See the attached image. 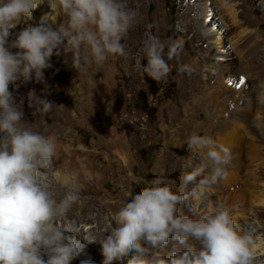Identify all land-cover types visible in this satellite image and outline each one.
Masks as SVG:
<instances>
[{"label":"clouds","instance_id":"1","mask_svg":"<svg viewBox=\"0 0 264 264\" xmlns=\"http://www.w3.org/2000/svg\"><path fill=\"white\" fill-rule=\"evenodd\" d=\"M43 2L0 0V264H71L83 248L76 235L58 223L80 201L79 189L66 178L63 196L53 192L49 175H55V144L26 125L22 104L9 85L18 87V81L27 83L33 76L44 82L43 70L61 50L72 53V66L79 73L93 62L102 65L110 56L127 59L129 52L121 41L139 18L138 10L125 0H48L52 10L67 16V23L53 28L45 15L40 24L23 28L9 43L11 30L31 19ZM182 50V41L162 42L149 35L143 71L156 81L165 80L171 72L168 61ZM179 71L192 75L196 69L184 64ZM33 105V115L56 107L38 97L29 104ZM187 144L192 152L207 149L206 161L182 174L179 191H173L175 181L156 179L135 195L129 193L130 202L116 214L117 226L99 241L88 240L101 245L102 264H254V230H243L227 206L217 204L196 218L182 214V205L189 206L191 198H202L228 178L233 159L228 146L207 135L193 133ZM189 184L194 187L186 191ZM170 239L177 247L165 256L161 250Z\"/></svg>","mask_w":264,"mask_h":264},{"label":"rangeland","instance_id":"2","mask_svg":"<svg viewBox=\"0 0 264 264\" xmlns=\"http://www.w3.org/2000/svg\"><path fill=\"white\" fill-rule=\"evenodd\" d=\"M125 2L129 8L138 10L139 18L138 23L121 41L129 52L128 58L124 59L121 65H114L110 56L102 65L98 66L93 62L86 72L79 73L72 66V53H64L61 50L59 56L53 55L50 58L51 67L43 71L45 81H49L51 86H59L64 106L74 119V146L82 145L95 150L93 161L98 166L101 161H105L107 167L104 171L110 167L106 160L109 157L108 148L114 144L120 132L137 134L143 138V141L137 144L132 159L128 161L132 176L127 184L121 182L115 170L110 172L103 186L104 191L112 192L115 196L123 193L126 201L129 199L130 202L129 193L135 195L156 179L175 181L173 189L177 191L182 174L190 173L195 166L206 161V152L200 156L198 152L189 150L188 138L196 133L210 136L216 141L223 139L217 131L223 119L225 101H231L237 94L235 91L227 92L225 86H231L232 89L249 86L255 97H262L264 82L253 79L256 77V71L242 74L236 73V70L233 75L226 74L228 80L231 78L229 85L220 84L218 79L213 83L204 81L211 75L207 71L208 66L215 62L211 52L215 50L216 36L210 34L203 42L192 39L190 23L201 21V11L204 8L202 3L192 8L185 0ZM236 3L235 23L230 20L224 8L218 7L214 10L217 14L216 23L210 25L221 30L223 45L234 66L238 65L240 58L247 56L248 49L257 39L264 41V0H248L246 6L245 0H237ZM47 5L46 11L50 14L51 7ZM61 14L62 19L58 21V26L67 23V16L62 12ZM28 25L35 26L32 18L17 24L15 36ZM196 29L199 30L200 27L197 26ZM139 30L144 34L145 40L149 35H153L162 42L182 41L183 50L179 56L168 61L171 72L165 80L156 81L143 71V66L147 64V53L138 41L136 34ZM81 51L83 53L85 50L82 48ZM167 52L166 46L165 58ZM205 56L209 59L203 62ZM184 64L192 65L196 71L192 75L179 71L180 66ZM223 64L224 66L218 68L221 71H229L226 63ZM114 72L117 77L120 75L121 79H118L117 86H108V78ZM252 74L254 76L250 79ZM241 77L244 85L240 82ZM254 111L259 120L264 121L260 108L254 105ZM241 155L242 163L249 164L244 151ZM235 160L233 157L232 162ZM165 164L173 166L174 173L165 177L157 175L162 170L159 166ZM52 179L53 177L49 178ZM219 183L222 186V182ZM189 185L194 187L193 184ZM119 199L110 198L111 201ZM262 239L264 240V237ZM161 251L163 255H168L165 247ZM86 254L87 251L82 255ZM259 254V251L255 252V256ZM77 257L82 264H97L89 260V255L83 260L80 255ZM255 263L264 264V255L255 257Z\"/></svg>","mask_w":264,"mask_h":264},{"label":"bare ground","instance_id":"3","mask_svg":"<svg viewBox=\"0 0 264 264\" xmlns=\"http://www.w3.org/2000/svg\"><path fill=\"white\" fill-rule=\"evenodd\" d=\"M192 8L196 4L202 3L203 16L201 21L194 23L191 21L190 28L193 34L192 39L197 42H203L210 37L214 38L215 50L212 51L214 63L208 66V72L211 73L204 81L219 80L220 84L229 85L231 78L228 80L226 74L233 75L236 73L249 74L256 71V77L253 74L250 79H256L259 82H264V41L257 39L252 47L248 49L247 56L240 58L238 65L231 64V59L227 53L221 36V30L216 29L217 14L214 11L218 7L224 8L230 20L236 21L237 0H185ZM48 0L37 6L33 10L31 18L35 25L42 22L45 15L49 16L48 23L53 28L58 26V21H61L62 14L59 9L50 8V14L47 13ZM248 5V0H245V6ZM200 29L197 30L196 27ZM210 26V27H209ZM209 27V28H207ZM207 28V29H206ZM15 27L11 30L12 35L9 37V43L16 38L14 32ZM240 33H238L239 35ZM139 43L145 47V38L141 30L137 32ZM234 45V44H233ZM13 53L18 49H11ZM114 65H121L124 61L123 57L111 56ZM209 57L205 56L203 62ZM217 62V63H216ZM226 63L229 71H221L218 67L224 66ZM72 63V58H71ZM117 75V74H116ZM111 73L108 78V86H117L121 79ZM117 79H116V78ZM111 78V80H110ZM247 81H248V77ZM19 85L15 87L9 85V90L13 92L17 103L22 104L24 112V120L31 131L41 133L50 138L56 147V156L53 160L52 172L55 175L51 181L52 190L58 198L68 190L65 184L66 178H70L71 184L79 189L80 201L73 206L68 215L60 220L59 225L67 230H70L83 245L81 253L82 260L86 255H89V260L95 261L97 264H102L103 256L101 245L99 243H89L88 240L93 237L99 241L112 227L117 226V212L127 202L123 193L115 196L112 192H106L103 186L108 179L110 172L117 171L119 178L123 184H127L132 173L130 171L128 161L132 159L134 150L137 149V144L143 141V138L137 134H128L120 132L116 136L114 144L108 148L109 157L106 158L110 165L107 171L105 161H101L98 166L93 161L96 154L95 150H90L82 145L74 146L75 140L72 133L74 119L69 111L64 106L62 92L59 86H51L49 81L36 82L33 80L27 83L17 82ZM245 82L242 83L244 85ZM194 86V85H192ZM227 92L235 91L237 94L231 101H225L226 107L223 111V119L219 123L217 133L223 139H217L220 143L228 146L236 159L229 165V176L226 180L212 186L205 191L200 199L191 198L189 206H181L182 214L192 216L193 218L205 214L217 204L227 206L233 215L236 222L245 231H252L254 239V251H259L257 256L264 255V121L259 120L257 113L254 111L256 105L264 114V91L262 97H255L252 94L249 86H241L240 88L225 86ZM32 92L31 94H29ZM121 93V90L118 91ZM35 97L47 99L54 103L56 107L48 114L35 112V106H29L33 103ZM241 133V134H240ZM249 141V142H246ZM244 154L249 164L242 163L241 153ZM205 149L198 152L200 156L205 154ZM196 167V166H195ZM194 167V168H195ZM161 171L157 175L165 177L174 173L173 166H159ZM193 168V169H194ZM202 177H198L200 180ZM167 183V181H164ZM188 185L186 191H191ZM173 191H175L173 189ZM179 191V189L177 190ZM110 198H120L119 201H111ZM195 213V214H194ZM193 214L195 216H193ZM109 222V223H108ZM69 224L71 226H69ZM87 229V230H86ZM66 233V235H73ZM255 238H258L257 240ZM199 246V245H197ZM177 247V242L169 240L165 246L166 254L173 252ZM85 251L87 254L82 255ZM255 256V257H257ZM46 258V257H45ZM71 264H82L80 259L76 257ZM113 264H119L114 261ZM257 264V263H255Z\"/></svg>","mask_w":264,"mask_h":264},{"label":"snow or ice","instance_id":"4","mask_svg":"<svg viewBox=\"0 0 264 264\" xmlns=\"http://www.w3.org/2000/svg\"><path fill=\"white\" fill-rule=\"evenodd\" d=\"M240 82L243 83V78L242 77L240 78Z\"/></svg>","mask_w":264,"mask_h":264},{"label":"trees","instance_id":"5","mask_svg":"<svg viewBox=\"0 0 264 264\" xmlns=\"http://www.w3.org/2000/svg\"><path fill=\"white\" fill-rule=\"evenodd\" d=\"M172 17H174V14H172Z\"/></svg>","mask_w":264,"mask_h":264}]
</instances>
